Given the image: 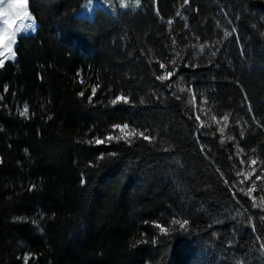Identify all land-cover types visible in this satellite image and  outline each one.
I'll use <instances>...</instances> for the list:
<instances>
[{
  "label": "trees",
  "instance_id": "obj_1",
  "mask_svg": "<svg viewBox=\"0 0 264 264\" xmlns=\"http://www.w3.org/2000/svg\"><path fill=\"white\" fill-rule=\"evenodd\" d=\"M83 2L28 0L0 67V264H264V0Z\"/></svg>",
  "mask_w": 264,
  "mask_h": 264
},
{
  "label": "snow or ice",
  "instance_id": "obj_2",
  "mask_svg": "<svg viewBox=\"0 0 264 264\" xmlns=\"http://www.w3.org/2000/svg\"><path fill=\"white\" fill-rule=\"evenodd\" d=\"M4 0H0V4H3ZM136 3H137V6H139L140 4V0H136ZM184 3L187 4L189 3V0H184ZM122 6H126V5H122ZM9 9H16V8H19V9H26L27 8V0H22V2L18 3L17 0H12L11 3L8 4L7 6ZM4 12L3 10H0V15H3ZM18 15H23L24 18L26 20H28L29 22L28 23H25L23 20L21 21L20 25L15 29L14 32H9V28L11 27V24L8 20H5L4 21V24L5 25H8V27H5V28H0V48H3L5 49L7 52L11 53L12 52V46L16 43V39H17V36H16V33H21L22 34V31H27L29 29L31 30H34V27H33V23L31 22V17L28 15L27 11H23L21 13H18ZM177 16L181 15L179 12L176 13ZM173 23V21L169 20L168 21V24L171 25ZM231 35L230 32H225L224 33V36L227 37ZM175 39H173V44H175ZM201 51H203V46H201ZM215 53H213L214 55ZM4 55V52L3 51H0V56H3ZM14 55V54H13ZM172 65H175L176 64V60H172L170 62ZM4 66V60L3 59H0V67H3ZM160 68L161 69H166L167 68V65L165 63H160ZM173 75H175V73L171 70H167L165 71L163 74L161 75H158L156 78L158 80H161V81H164V80H168L170 79ZM5 91H7V88H5ZM95 92H96V87H93L92 88V96L95 95ZM79 95L83 96L84 93L81 92L79 93ZM179 98V97H178ZM193 99H195V95H193ZM119 101H123L125 103H128V98L124 95H119V96H116L113 100H112V103L115 104ZM89 102L91 103L92 102V97L90 96L89 97ZM204 103H206V101H204ZM251 110V109H250ZM203 111V110H201ZM19 114L25 118H29V106L27 104H24L23 107H22V110H20ZM229 115L230 114H226L223 116V121H224V125L225 127L227 126V122L229 120ZM197 120H200V115H197L195 117ZM49 119H51V117H49ZM211 119L213 121L216 120V117L215 116H212ZM201 127H204L205 124L204 122H201L200 124ZM129 126L127 124H123V125H114L113 126V130H116V129H119L121 135L120 136H114L112 134H108L107 136L103 137V138H100V137H95L94 138V142L95 144L99 145V144H104L106 143L107 141H111V140H120V139H123V140H126L127 142H131V138L133 137H140V138H143L145 140H148L149 142L152 141L153 137H151L150 135H147L144 131H137L136 129H131L129 131H125L126 129H128ZM220 133L223 134L224 132V128H220L219 129ZM92 141H90L91 143ZM223 142V141H222ZM242 151V150H241ZM101 159L103 157H100ZM240 163L243 165L245 164V161L241 160ZM257 161L255 159H252L250 161V166H253V165H256ZM255 171L256 169L255 168H252L251 170V173L248 174V175H245V173L243 172V170L241 171H238L237 172V176H243V179L239 180L238 182L243 184L246 180H249L251 178V175L252 174H255ZM262 176H257L256 177V180H261ZM225 183L227 184L228 181H225ZM256 189V182L253 181V183L249 186V189L245 192V194H248L250 195L252 191H254ZM241 191H245L244 189H241ZM253 207H260L261 211H264V197L261 198V203L260 204H257L255 202V200H253ZM251 219V218H250ZM261 220H264V216L260 217ZM173 224H179L180 228L183 229L186 227L187 225V221H177V220H174L172 221ZM158 228H160V225H157ZM253 228H255V225H253ZM160 230L163 232V231H167V229L165 228H160ZM262 247H264V245H262ZM27 259L28 258H25V264H27Z\"/></svg>",
  "mask_w": 264,
  "mask_h": 264
},
{
  "label": "rangeland",
  "instance_id": "obj_3",
  "mask_svg": "<svg viewBox=\"0 0 264 264\" xmlns=\"http://www.w3.org/2000/svg\"><path fill=\"white\" fill-rule=\"evenodd\" d=\"M11 2L12 0H4L3 4H0V10H3L4 12L3 15H0V28L8 27V25L4 24L5 20H8L11 24V27L9 28L10 33L15 31V29L20 25L22 20L25 23H28L29 21L26 20L23 15H18V13H21L26 10L28 15L31 17V22L33 23L34 30L29 29L27 31H22V34L16 33V36L18 38L20 35L35 34L37 31V23L29 11L28 0H27V8L23 10L19 8L9 9L7 6ZM17 2L20 3L22 2V0H17ZM122 5H126V6H122ZM140 6H141V0L139 6H137L136 0H84L82 6L78 11V14L93 19L95 9L97 7H103L112 15H116L119 10H135L140 8ZM15 44L12 46L11 53L7 52L3 48H0V51L4 52V55L1 56L4 62L6 60H15L16 58V53L14 51ZM117 130L120 133L119 129ZM125 131H127V129Z\"/></svg>",
  "mask_w": 264,
  "mask_h": 264
}]
</instances>
